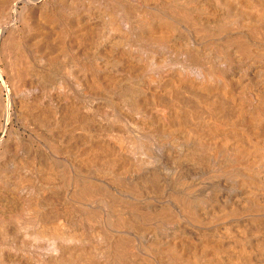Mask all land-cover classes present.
Listing matches in <instances>:
<instances>
[{"label":"bare ground","instance_id":"obj_1","mask_svg":"<svg viewBox=\"0 0 264 264\" xmlns=\"http://www.w3.org/2000/svg\"><path fill=\"white\" fill-rule=\"evenodd\" d=\"M0 264H264V0H0Z\"/></svg>","mask_w":264,"mask_h":264}]
</instances>
